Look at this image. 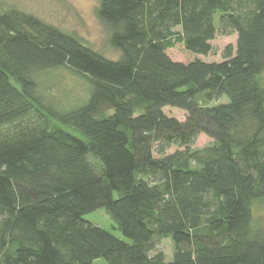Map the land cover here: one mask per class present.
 <instances>
[{
  "label": "trees",
  "instance_id": "1",
  "mask_svg": "<svg viewBox=\"0 0 264 264\" xmlns=\"http://www.w3.org/2000/svg\"><path fill=\"white\" fill-rule=\"evenodd\" d=\"M98 17L117 61L0 8V264H264V0H101ZM218 35H237L220 62L168 55L208 57ZM55 70L86 99H48ZM99 209L131 243L85 220Z\"/></svg>",
  "mask_w": 264,
  "mask_h": 264
},
{
  "label": "rangeland",
  "instance_id": "2",
  "mask_svg": "<svg viewBox=\"0 0 264 264\" xmlns=\"http://www.w3.org/2000/svg\"><path fill=\"white\" fill-rule=\"evenodd\" d=\"M101 0H0V8L3 10H18L27 15H32L41 21L57 27L58 29L73 34L86 43L106 59L117 61L121 53L111 44L110 33L101 23L98 17V9ZM237 35L224 37L218 35L212 42L213 52L210 56L204 57L190 54L183 45H177L168 51V55L177 62L189 63L200 59L205 62H220L227 47H236ZM40 90L51 101L60 105L71 106L79 104L88 95V86L80 78L66 70H55L41 74L38 77ZM226 103L225 99L214 102L212 105ZM164 113L171 118L185 121L187 113L178 108L167 107ZM214 143V140L207 135H200L195 144L194 150H203ZM173 148L169 153H174ZM255 216L264 220V202H257L254 205ZM85 220L89 223L112 233L115 237L131 243L124 238L116 229L117 226L108 215L105 209H99L87 216ZM168 260L173 256V245L170 240H163L159 245Z\"/></svg>",
  "mask_w": 264,
  "mask_h": 264
},
{
  "label": "crops",
  "instance_id": "3",
  "mask_svg": "<svg viewBox=\"0 0 264 264\" xmlns=\"http://www.w3.org/2000/svg\"><path fill=\"white\" fill-rule=\"evenodd\" d=\"M95 264H108V263L104 260H98L95 262Z\"/></svg>",
  "mask_w": 264,
  "mask_h": 264
}]
</instances>
